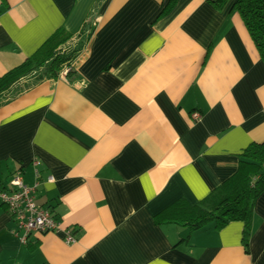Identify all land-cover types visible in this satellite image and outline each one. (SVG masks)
<instances>
[{"label": "crops", "instance_id": "obj_1", "mask_svg": "<svg viewBox=\"0 0 264 264\" xmlns=\"http://www.w3.org/2000/svg\"><path fill=\"white\" fill-rule=\"evenodd\" d=\"M169 1L0 0V76L60 27L70 43L88 35L71 77L0 94V187L17 170L38 180L37 202L76 240L22 243L0 202V264H264V190L247 244L243 221L154 219L199 202L264 141V61L234 0Z\"/></svg>", "mask_w": 264, "mask_h": 264}, {"label": "trees", "instance_id": "obj_2", "mask_svg": "<svg viewBox=\"0 0 264 264\" xmlns=\"http://www.w3.org/2000/svg\"><path fill=\"white\" fill-rule=\"evenodd\" d=\"M226 0H215L219 6ZM174 0L168 2V7ZM248 32L264 61V0H234ZM84 27L70 43L72 35L58 28L30 56L0 76V94L25 76L37 80L58 77L64 65L70 69L65 76L75 73L73 60L88 38ZM264 190V141L249 143L240 153L238 168L217 188L195 204L179 198L158 212L154 219L158 223H182L190 230L211 223L221 229L230 221L244 222V243H248L253 206Z\"/></svg>", "mask_w": 264, "mask_h": 264}, {"label": "built area", "instance_id": "obj_3", "mask_svg": "<svg viewBox=\"0 0 264 264\" xmlns=\"http://www.w3.org/2000/svg\"><path fill=\"white\" fill-rule=\"evenodd\" d=\"M70 69L69 65H64L60 71L61 76H65ZM194 116L199 117L198 113ZM34 165L39 164V160H33ZM36 177L39 172L35 169ZM53 176L48 177V181H53ZM38 180L33 185H27L22 178L21 170L14 172L9 180L8 187H0V202L6 209L14 222V231L22 243H26L29 235L36 231L63 232L64 240L67 243L76 240L70 228H63L60 220L56 218L49 207L41 205L36 200V187Z\"/></svg>", "mask_w": 264, "mask_h": 264}]
</instances>
